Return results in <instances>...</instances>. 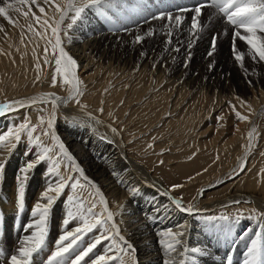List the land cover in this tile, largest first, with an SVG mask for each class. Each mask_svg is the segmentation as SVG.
Returning a JSON list of instances; mask_svg holds the SVG:
<instances>
[{
    "label": "rangeland",
    "instance_id": "374dc122",
    "mask_svg": "<svg viewBox=\"0 0 264 264\" xmlns=\"http://www.w3.org/2000/svg\"><path fill=\"white\" fill-rule=\"evenodd\" d=\"M37 2L42 4L43 0H37ZM33 11H35L37 15H40L39 10L37 8L33 7ZM46 11H48L47 8ZM11 15L13 16L14 19H18L19 25H22L23 29L19 26L13 27L12 25H9L7 21H5L2 17H0V28L3 29V31H0V53H7V54H0V91L4 92L2 93V95L5 94V91L7 89L9 93L22 91L23 90L22 88H24L23 85L25 83L27 85V83H29L30 81H31L30 83L33 82L38 83L41 81L44 82L45 80L47 81L46 78L47 77L52 78V76L50 75L54 73L53 70L55 69L54 66L55 57L52 56L51 45L48 46L49 48L48 57L52 61V63L46 65L44 63L45 41L41 40L39 37H34L31 33L27 31V24L30 21L25 20L22 16H18L15 12H12ZM48 15H52V13L48 11ZM70 15H72V13H70ZM89 19L88 21H86V23L89 22ZM185 21L182 22V24L179 26L178 29L173 30V34L170 38L171 40L170 43H166V41L169 40V37L167 36L163 39L162 38L160 39L161 31H157L158 27H156V25H153L154 26L153 29L156 30V33L154 34L153 37L145 39V41L141 44L140 53L138 54L137 64H139L138 66L141 68V70H143L142 72L141 70L138 71L132 70L127 72L125 70L123 71L121 68H118L117 70L116 67L112 68V66L111 69L109 68V70L106 69L108 67L100 66V68L96 67V69L95 67L88 70L85 69L86 70L85 72V70L82 69L81 65L77 63L78 67L75 69V73L78 78L84 77L86 76V74L87 76H93L94 81H92L93 83L91 82L90 87L91 86L94 87L96 84H99L100 82L101 85L99 86V88L93 89L96 91L94 92L95 96L98 97V101L96 103L98 107L97 110L98 115H100L101 117H105L104 119L107 122H112V123L114 122L117 128L121 129L122 131L126 132L127 135H129L127 138V142L128 145H130L133 151L136 153V158L138 162L148 172H150L151 173L150 175L154 176L155 179L162 180L165 183V185L168 187V190L171 191L172 195L180 199L183 205L189 207V206H195L198 203V201L202 200L201 198L205 199L204 198L205 194H208L209 196L208 199L209 198L214 199L215 196L218 195L215 192L222 190V188L225 186L234 184L238 179L243 177L246 173L255 175L256 177H258L257 179L259 180V182L263 183V180H261L260 177L261 175H264V69L260 68V65L261 63L264 62H258V63L254 62L252 58L247 55L248 51L247 52L241 51V49L236 48L238 51L245 53L243 66H241V64L233 58V48H231V50L229 49L226 50L224 47L228 32L225 33L224 36L222 35L223 38L219 39L217 43L216 51L213 53V55L211 57L209 56L205 57V55L203 54L206 53L205 52L203 53V50H205L206 47L205 45H201L202 41L204 40L203 36L205 35V30L207 29V27L204 25L203 30L200 33L201 35L199 39H195V46L191 48L189 55L190 58L188 57V60L183 62L182 64L183 69L181 71H179L178 73L177 72L174 73V64L177 61V58L181 54L184 55H182L180 59H182V57L187 55V53H185L186 51L184 50L187 46L185 45V40H187V37H181L180 34L182 29L185 27ZM31 22L33 23V26L36 28L37 31L42 30L40 26L36 24L34 21ZM102 22L105 23L104 20H102ZM68 23H70V20H66L64 22V25H62V28L66 29V25ZM130 23L131 22L125 25H128ZM84 26L85 24L81 25L78 22V24L73 26L72 29H66L68 33L67 35L63 34L64 31L60 33V35L63 34L62 36H64L63 47H65L64 50L68 54H69L68 47L71 44L70 41H72L71 38L72 35L76 33L77 30L78 32L81 31V28H83ZM10 28H14V31L16 33L14 34V36L12 35ZM22 31H24L25 33V39L23 43L21 42ZM47 35L51 36L50 30L48 31ZM177 41H178L177 48L179 49V51L173 52L174 53L173 54L174 56L172 58L173 61L172 60L169 62L162 61L161 56L156 55L153 57V61H151L149 65L148 62L143 59L145 58L144 55L143 56L141 55V53H147V51L150 48V45H153V43L154 44L157 43L158 45L163 46L164 49L168 51L170 49V45L172 43L176 44ZM53 43H54V39H53ZM123 44L118 45V52H122V47L126 46L125 44L124 45ZM33 49H35V57L33 55ZM21 57H23V59H21ZM37 61L40 64V70L41 71L44 70L42 71V73L40 70L39 73L37 72V68H36ZM185 62L187 63L186 65ZM154 64L156 65L155 67H153ZM210 64L212 65L211 69L209 67ZM157 65H160L162 67V73H160L159 75L156 73ZM44 67H46L47 70ZM46 71L49 73H47ZM95 71L97 72L95 73ZM8 72L9 74H7ZM36 74L39 75L38 82H37ZM168 74H170L169 77ZM241 80L243 81V83H240ZM249 81H251V84L249 83ZM80 82H82L80 83V85L83 87L81 88V90L84 94L86 92L87 87L86 85L85 86L82 85L83 80H81ZM244 82H246L247 84ZM21 83H23V85ZM135 92L138 95H136ZM113 94H117L119 95V97L113 96ZM135 95L138 96L139 98L136 97ZM81 96L79 98H81ZM120 96L122 97L123 100L121 99ZM115 97L116 100H114ZM127 98L130 99L133 98L132 99L133 101ZM110 100L116 101L117 104L114 101L111 103ZM155 100H157V102L160 101L157 103L158 105L155 104L156 103ZM241 100L244 101L245 103L241 104ZM71 103L76 107L79 106V104L76 103L75 100L72 101ZM123 103L126 108L122 106ZM163 103L165 104V106ZM107 104L108 105L111 104V105L108 106ZM132 104H136V105H132ZM230 104L235 105L236 112H239L242 116L246 117V119L243 121L239 120L236 116V113L230 107ZM151 105L153 106L151 107ZM142 106L146 108H143ZM101 108H103V112L100 111ZM160 108L163 109L161 110ZM105 109L108 111L107 113ZM144 109L145 111L148 110L146 111L147 114L145 113V111H142ZM141 111L144 113H142ZM27 112L31 113L32 115L33 112L35 113L33 109H28ZM37 112L38 114H35L37 116L34 115V117L31 116V114L29 115V113H25V114L20 113L15 115V117L18 118V122H15V124L14 122L12 123L10 122V120L13 119L12 117L14 116L8 115L6 117L7 122L9 121L8 122L9 124H7V129L9 130L13 125H19L20 121L22 120L21 121L22 123L25 120V117L28 116L32 125H38L37 133H34V135L38 134L40 131L38 120H40L41 116H43L44 119L47 121L49 115L52 112L51 109H49V112L48 110L37 111ZM39 112H41L42 115L39 116ZM119 112H121L122 114L121 113L119 114ZM140 112L142 113V115ZM139 113L141 116L139 115ZM23 114L24 117H21ZM158 115H160V117ZM71 119L72 118L68 117L65 114L61 113L59 115L60 126L57 127V130L60 129L59 133L61 132L62 134L60 133L56 135V137L57 139L60 137L58 140L59 141L61 140L60 141L61 143L64 142L63 145H65V141L63 139L66 140V137L67 136L69 137L71 132H73L72 129L77 128L76 127L77 125L78 127L81 126V123L78 124L77 122L76 124V122H74ZM43 127L46 128V123ZM7 129L5 132L8 131ZM253 129H255L254 139L252 145L249 146V133L252 132ZM50 131L53 132L52 129ZM92 131L93 132L95 131L97 135L101 136L99 130L96 131V129H93ZM107 133L108 131L105 130L103 134L107 136L108 135ZM230 138L232 139L236 138V140H238L234 144L235 147L233 145L231 148L230 142L232 139ZM42 139L44 141V145L50 148H54V155L60 157V163H61L60 174L66 177L67 176L75 177L77 171L76 168L77 163L75 161L74 155L71 156L73 157L72 159L73 161L68 160L60 153L59 148L56 145H54L51 136H45L42 137ZM222 139L225 141H222ZM206 141L210 143L209 146L211 149L204 147L202 152L196 151L198 147L196 146L197 142L206 143ZM215 142H217L216 143L217 145L215 144ZM220 142L229 144L230 147L225 148L224 146H222V144L219 145ZM149 145H153V146L150 148ZM194 145L196 149L194 148ZM28 147L29 146L27 144V136L26 134H24L22 135L21 143L13 150L14 152L11 151L12 155H16V156L21 155L20 157L22 159L21 158L20 159L22 160L23 165L20 164L22 165L20 169L25 167L28 162L35 160L36 157L34 153L36 151H39V149L33 148L31 153H27L26 150L28 149ZM218 148L220 151L218 150ZM21 152H25V155H22ZM204 155H209L208 156L209 158L202 160L206 158L203 157ZM161 161H163V163H161ZM202 161L204 163H207L208 166L206 165V168L202 169L198 173L194 172V170L190 172L187 171L189 168L192 167V164L194 163L198 164L200 162L199 163L200 165L203 164ZM235 162L236 163L240 162V164H244L245 165L244 171L242 172L240 171L241 166L239 167V169L237 168L238 170L235 167V169L231 171V168L236 164ZM73 164L75 165V167ZM14 168H17L16 164L14 165ZM44 168L46 169L49 168L48 162L39 163L34 169H32L27 174L28 179L25 182L26 191L31 187L35 190V188L33 187V181L36 176H39V174L42 172ZM237 173H239V175H237ZM49 175H50V179L51 178L52 180L54 179L51 183L54 186V182L58 181V177L54 173L52 174L49 173ZM5 176L6 174L4 172V177ZM222 176H224L226 179L224 180L222 186L220 185L211 190L205 189V187L208 186V184L213 183L218 177H222ZM138 177H142V176H138ZM3 180L2 181L0 180V189H1L0 191H2L4 187ZM146 181L150 182V178L142 177L141 179L139 178L137 179L136 184L138 185V188H141V193L139 200L136 199L134 201V203L138 201V207L140 206L139 207L141 209L140 211L143 214L146 213L143 210L150 211L152 209L151 207L155 206L158 201L163 199L160 193H158L160 195L159 196L157 195V192L156 193L153 191L151 192V190H148L146 188L147 186ZM82 185L84 187L83 186L78 187L75 193L72 192L71 187H66L63 193H61V195L56 199L55 203L52 206L54 208L58 206L59 208H62V210L64 209L65 211V215L61 217L62 221L58 220V222L61 223L56 224L58 226L61 225L60 229L56 230L57 237L62 235L66 230H70L78 226L79 224V221L73 220L69 223L67 229H65L63 225V220L67 217V212L69 211V204L67 201L69 195H73L76 198L84 199L86 201L85 206H87L88 201H91L94 198L95 203L97 205L95 211L97 213L104 212V207L100 205L98 196H96L95 193H93V191H91L87 185L83 183ZM173 185H182V187L173 190L172 189ZM145 188L147 189V191L146 190L142 191V189ZM49 195H55V194L49 193ZM14 199L16 200L15 202L17 203V199L16 198ZM129 199H132L131 195H129L128 200ZM1 200H2V204L5 203L7 204L8 202L7 199H2L0 195V201ZM24 203L26 204L29 203V200H24ZM125 205L126 204H124L123 207ZM123 207L121 210H123ZM72 210L74 211L75 209L73 208ZM198 216H200L197 218L198 221H200V223H204L203 220L204 217L228 216L230 219L234 220L235 222H233L231 225V234L227 237H225V234L220 230L219 233H214V234L210 233L203 235V236L207 235L208 237L213 236L212 237L213 239L218 240L220 238L222 239V241H228V242L229 240L231 241V237L233 238L237 235L241 236L240 235L241 233L239 234L237 230H241L243 235V232L246 229L244 227L245 224L255 223V224L264 225V212L258 211L255 208L254 209L220 208V209H216L215 211L208 212V214L207 213L200 214ZM10 217L11 216H5L2 208L0 207V230L2 229L6 231V227L4 225L6 221L10 220ZM236 217H239L238 220L235 219ZM11 222L12 221L8 223ZM218 223L224 224L223 221H218ZM10 226H8L7 228H11ZM241 226H243L242 229ZM99 232L100 230L97 229L94 230L93 233H89L88 236L84 238V242L85 243L89 242L92 238H94L95 235L99 234ZM4 234L2 233V231L0 232V243L7 245V240ZM108 235L111 236L112 232L109 231ZM112 243L113 242L109 240L102 241V243L98 245L97 248L94 250V253L105 254V250H104L105 247H108V245L109 246L112 245ZM47 252L48 250H45L41 254V257L39 259L40 261L44 260L42 259L44 258V256L47 257L50 255V253ZM107 254L112 255L113 252H108ZM123 254L124 253H118L117 255L119 257V260L112 261V264L113 263L119 264V261L122 260L123 258H125L124 259L125 262L128 259L126 263L124 262V260H122L123 264H128L130 259V254L128 252L125 253L124 256ZM46 261L47 260L45 259L44 263Z\"/></svg>",
    "mask_w": 264,
    "mask_h": 264
},
{
    "label": "bare ground",
    "instance_id": "6f19581e",
    "mask_svg": "<svg viewBox=\"0 0 264 264\" xmlns=\"http://www.w3.org/2000/svg\"><path fill=\"white\" fill-rule=\"evenodd\" d=\"M149 3L154 6L152 8L153 11H157L158 9L165 10V11H172L174 15L180 14L185 17L184 19V21L186 20L185 27L182 29L180 34H181V37H187V40H185V45L187 46L184 49L187 55H185L184 57H182V59H180V57L184 55V54H181L177 58V61L175 62L174 73L176 72L178 73L179 71L183 69L182 68L183 62L188 60L191 48L195 46V39L191 37L188 31V29L191 26V18L194 15V12L188 11L184 13H177L175 9L177 5H187L189 7H192L196 5L197 3H199V0H149ZM215 13H216V10L214 8L210 6H205L204 8H202V15L199 17L200 22L203 23V25L207 27V29L205 30V35L203 36L204 40L202 41V44H201V45H205L206 47L205 50H203V53L205 52L206 54H203V55H205V57H208V52L210 51V48H211V41H212L213 36L217 37V40H216V44H217L219 39L223 38L224 34L227 32H228V35L226 37L225 45L223 44L225 49L231 50V48H233V44L235 43L236 48L241 49V51L247 52L248 47L245 44V42L239 40L238 38H236L234 41L233 40V29L230 26L226 25L223 19L219 17L218 14H215ZM89 18H90L89 22L84 23L85 26L81 28V31L78 32L77 30V32L72 35L71 37L72 41H70L71 44L68 47L69 54L78 64L81 65L83 70L85 69L88 70L93 67H95L96 69V67L100 68V66L108 67L106 68L107 70H109V68L111 69V66H112V68L116 67L117 70L118 68H121L123 71L125 70L127 72L132 71V70H137V71L141 70V68L138 66L139 64H137L138 63L137 59H138V54L140 53L141 44L134 43V37L137 34H142L146 32L149 28H153L154 27L153 25H156V27H158L157 31H160L159 29L161 28V25L165 23V21L156 20V21H151L150 23H142L139 26H137L136 22H131L128 25H124V27H127L129 31L116 32V31L110 30L112 26L106 22L105 23L102 22L103 19L101 17H98L90 13ZM139 19H140L139 17H136L137 21ZM10 30L12 32V35L14 36V34H16L14 31V28H10ZM160 34H161V37L159 35L160 39L161 38L163 39L166 37V35L163 32H161ZM62 35H61V40H62V46H63L64 36ZM190 42H191V47H189ZM123 43L126 46L122 47V52H118V45L123 44ZM177 45H178V41L176 44L172 43L170 45V49L167 51L164 49L163 46L158 45L157 43L156 44L153 43V45H150V48L147 51L146 56L144 55L145 58L143 59L146 60L148 64L150 65V62L153 61V57L156 55H159L161 56L162 61L169 62L172 60L174 56L173 52L175 51L174 49L177 48ZM186 64L187 63L185 62V65ZM156 68H157L156 73L158 75L162 73V67L160 65H157ZM260 68L264 69V63H261ZM54 71L55 69L53 70V72ZM142 71L143 70H141V72ZM96 72L97 71H95V73ZM93 73H90V74H93ZM7 74H9V72ZM52 74L50 76H52ZM169 75L170 74H168V77ZM46 79L47 81L46 80L44 82L37 81L38 83H34V82L30 83L31 82L30 81L29 83H27V85L25 83L24 84L25 86L23 85V83H21L24 87L22 88L23 89L22 91L9 93L7 89L6 90L7 92L4 90L5 91L4 95H2V93L4 92L0 91V104H4L6 102H11L15 100H26L32 97H41L49 93H54L57 97H60L66 100L69 95L68 90H67L68 86H61L60 77H57L58 79L57 87H51L50 77H47ZM93 79H94L93 76H87V74L84 77H79L80 81L83 80L82 85L83 86L86 85L87 87L86 92L82 94L81 98H79V101H80L78 103L79 106L76 107L72 105L71 102L74 100H68L67 103L60 104L59 107L55 111L56 119H55V123L53 125L52 130L55 133V135H58L61 133V132L59 133L60 129L57 130V127L60 126L59 115L61 113L72 118L71 120L76 122V124L77 122L78 124L81 123L80 127H78L77 125L76 126L77 128L75 129L71 128L73 132H71L69 137L66 135L67 136L66 140L63 139L65 141L64 147L69 156L74 155L75 157V161L77 163L76 168L79 169V171H76L75 178L80 179L81 183L87 185L89 189L93 191V193H95L96 196H98V198L100 195H103L105 197V200L107 202V209L108 211L113 213V222L116 224V227L119 230V236L116 237V241H115L116 244L117 245L120 244V237L122 236L124 240H126L129 244L132 245V249L127 250V252L130 254V259H129L128 264H163V261L165 259H168V256L165 253V250L161 245V240L162 239L166 240L167 238L162 237L160 233L165 232L168 229H171L173 233L177 231H183L184 236L180 237V239L183 241L184 245L188 246L190 249L191 248L202 249L207 253L206 255H201L199 253L189 252L187 254V257H188L187 264H227V259L229 257H231L232 264H244V261L248 258L247 257L248 248L251 246V243L253 240L259 239L261 246L264 247V225L263 224L262 225L255 224V223L245 224L244 227L246 229L243 232V235H242L241 230H237L239 234L241 233L240 234L241 236L237 235L233 238L231 237V241L229 240L228 242V241H222V239L220 238L218 240L213 239L212 238L213 236L212 237H208L207 235L203 236L204 234L219 233V230L210 229L206 224L200 223V221H198L197 219L198 217H200L198 216L200 214H206V213L208 214V212L215 211L216 209H220V208H225V209L226 208H230V209L232 208L254 209L255 208L258 211L264 212V175H261L260 177V179L263 180V183H262V182H259V180L257 179L258 177H256L255 175L246 173L243 177L238 179L234 184L225 186L222 188V190L215 192L218 195L215 196L214 199L213 198L208 199L209 197L208 194H205L204 196L205 199L201 198L202 200L198 201V203L194 206L195 209L198 210L194 214L189 215L186 212H181L179 209L175 207L174 203L172 202L173 199H178V198L172 195L171 191L168 190V187L165 185V183L162 180L155 179L154 176L150 175L151 173L148 172L138 162L136 158V153L133 151L132 147L128 145L127 138L129 135H127V133L122 131L121 129L117 128L114 122L113 123L107 122L104 119L105 117H101L100 115H98V112H97L98 107L96 105L98 101V97L95 96L94 92L96 91L93 89L99 88L101 84L99 82V84H96L94 87L93 86L90 87L91 82L94 81ZM27 82H28V79H27ZM240 83H243V81L241 80ZM80 88H83V87L80 85ZM113 96L119 97V95L117 94H113ZM116 97L114 100H116ZM171 97H174V96H171ZM127 99H130V98H127ZM157 100H155L156 101L155 104L160 102V101L157 102ZM113 101L110 100L111 103ZM114 102L117 104L116 101ZM93 103H94V106H93ZM130 103H127V104H130ZM132 105H136V104H132ZM147 105H144V106H147ZM153 105H151V107ZM122 106H124V103ZM143 108H146V107H143ZM28 109H33L35 113L33 112V115H32L31 113L27 112ZM49 109H51V112L53 111L52 102L46 99L44 102H38L29 107H21L18 110H13L11 112H8L7 114L0 116V133H5L7 129V124H9L8 123L9 121L7 122L6 117L8 115L14 116L12 117L13 119H11L10 122L11 123L14 122L15 124V122H18V118L15 117V115L17 114L29 113V115L31 114V116L34 117L35 114H38L37 111L48 110L49 112ZM160 109L162 110L163 108H160ZM105 111L106 113L108 112L106 109ZM142 111H145V109ZM120 113L121 112H119V114ZM24 114L21 117H24ZM40 115H42L41 112H39V116ZM158 116L160 117V115ZM92 128L96 129V131L99 130L100 132L99 131L98 132L101 133L100 135L103 137L97 135L95 131L93 132ZM112 129H116V132H113ZM105 130L108 131L107 136H105L106 132L105 134H103ZM222 141H225V140L222 139ZM236 141H238L236 140V138L235 139L233 138L231 140L230 142L231 148L235 144ZM216 143L217 142H215V144ZM221 144L225 148L230 147L229 144L220 142L219 145ZM209 145L210 143H208L207 141L206 143L197 142L196 146L198 147L196 151L202 152L204 147L205 148L207 147L209 149L210 148ZM194 148L196 149L195 145H194ZM21 154L25 155V152H21ZM20 156L21 155H18V156L12 155L7 149L0 148V162L6 161V164H5L6 176L4 177V180H3L4 187H3V190L0 191V195L2 199H7L8 201L7 204L6 203L2 204V200H1L0 207L2 208L5 216H11L10 220L6 221L4 225L6 227V231L2 229L0 230V232L2 231L3 234L5 233L4 236L7 240V245L0 243V250H3L4 252V256L0 257V264H6L7 259L11 255L17 254V249L20 246V242L23 240L25 236L31 235V233L35 230L34 228L27 229V231L25 229L28 224L30 223L34 224L35 221L38 219V216L34 217L32 215L33 209L35 208V205L38 202L40 203L45 202L41 200L42 194L47 190L48 185L51 184L52 181L54 180V179L52 180V178L50 179L48 169L44 168L42 172L40 171L41 173L39 174V176H36L33 181V187L35 188V190L32 187L29 188L27 191L25 190L24 200H29V203L27 204L25 203L23 212H20L17 207L18 203H16L15 202L16 200L14 199V198L17 199V188H18V183H19L18 178L22 179V175H23V173L20 171L21 170L20 168L23 165V162L21 160L22 158ZM208 156L209 155H204L203 157H206V158L202 160L208 159L209 158ZM199 163L192 164V167L189 168L187 171L190 172L194 170V172L198 173L202 169L206 168L207 163L203 162V164H200V165ZM15 164L17 165V168H14ZM240 166H241L240 162H237L231 168V171H233L235 167L236 169L237 168L239 169ZM81 172L83 173V176H81L80 174ZM138 176H142L143 178L144 177L150 178V182L146 181L147 182L146 188L148 190H151V192L152 191L155 193L157 192V195H159L158 193H160L161 197L163 198L160 201H158L155 206L151 207L152 209L151 210L149 209L150 211L143 210L144 212H146L145 214H143L140 211L141 209L139 208L140 206L138 207V201L134 203L136 199L139 200L140 193H141V188H138L136 181L138 178L141 179L142 177H138ZM224 180H226L224 176L218 177L213 183L208 184V186H206L205 189L211 190L220 185L222 186ZM88 181H91L92 183L89 184ZM146 188L142 189V191L143 190L147 191ZM129 195H131L132 199L128 200ZM124 204L126 205L123 207ZM183 206L187 208L186 205H183ZM122 207H123V210H121ZM18 213H19V216H18ZM63 215H65L64 209L62 210V208H59L58 206L56 208L52 207V210L48 217V226H47L48 231H47L46 248H45V250H48L47 253L51 254V252L55 250V245L59 238V236L58 237L56 236V230L60 229V226H61V225L58 226L56 224L59 223L58 220L60 221ZM105 215H107V213H105ZM10 221L12 222L8 223ZM8 226H10L11 228H7ZM242 227L243 226H241V229ZM41 254L38 256H35L34 264H46V262L44 263V261L45 259L47 260L48 256L47 257L44 256V258H42L44 260L41 259L42 261H40L39 259L41 257ZM172 256L177 261V264H179V261L181 259H184L183 257H180L177 253H173ZM124 259L125 258H123L122 260Z\"/></svg>",
    "mask_w": 264,
    "mask_h": 264
},
{
    "label": "snow or ice",
    "instance_id": "6c2138e0",
    "mask_svg": "<svg viewBox=\"0 0 264 264\" xmlns=\"http://www.w3.org/2000/svg\"><path fill=\"white\" fill-rule=\"evenodd\" d=\"M205 6L214 8L216 10L215 14H218L224 23L233 29L234 41L238 38L245 42L248 47L247 55L254 62H264V0H199V3L192 7L177 5L175 9L177 13L194 12L191 18V26L188 29L191 37L194 39H199L200 33L203 30L204 25L200 22L199 17L202 15V8ZM33 7L39 10L40 15H37L33 11ZM153 7L149 3V0H43L42 4L38 3L37 0H0V17L7 21L9 25L13 27L19 26L23 29V26L19 25L18 19H14L11 15L12 12H15L18 16H22L25 20L30 21L27 24V31L29 33L45 41L44 63L46 65L52 63L48 57V46L51 45L52 56L55 57V71L51 78V87H57V77H60L61 86H68L67 90L69 93L66 100L57 97L54 93H49L41 97H32L26 100H15L0 104V116L13 110H18L21 107H29L38 102H44L46 99L50 100L53 106V111L47 121L41 116L38 134L34 135V133H37L38 125H32L27 116L19 125H13L7 132L0 133V148L7 149L10 153L21 143L22 135L24 134L27 136V144L29 146L26 150L27 153H31L33 148L39 149V151L34 153L35 160L28 162L20 170L24 175L22 179L18 178V210L23 212L25 207L24 198L25 182L28 179L27 174L39 163L48 162L49 173H54L58 177V181L54 182V186L53 184H49L47 190L42 194L41 200L46 201V203L38 202L33 209L32 215L34 217L38 216V219L34 224H28L25 230L33 228L35 230L31 235L23 238L17 249V254L11 255L7 259L6 264H34L35 256L45 251L48 217L56 199L63 193L66 187H71L72 192L75 193L78 187L83 186L80 179L60 174V157L55 156L54 148L45 146L42 139V137L51 136L54 145L59 148L60 153L68 160H72V157L65 150L63 143L57 139L54 132L50 131L55 123V111L59 105L67 103L68 100H75L76 103H79V97L83 94L80 88L81 82L75 73V69L78 67L77 62L64 50L60 33L64 31V34L67 35L66 29H72L78 22L81 25L84 24L88 21L89 14L91 13L103 18L106 23L112 26L110 30L116 32L129 31L127 27H124L129 22H136L137 26H139L142 23H150L156 20L165 21L159 30L169 37L166 43H170L173 30L179 28L185 17L180 14L174 15L172 11L159 9L153 11ZM46 8L52 15H48ZM69 13H72V15H69ZM136 17L140 19L137 21ZM65 20H70V23L66 25V29H63L62 25H64ZM31 21L38 24L42 30L37 31ZM49 30L51 31V36L47 35ZM0 31H3V29L0 28ZM155 33V29L149 28L146 32L137 34L134 37V43L142 44L146 38L153 37ZM24 39L25 33L22 31V43ZM216 40L217 37L213 36L211 48L208 52L209 57L216 51ZM189 47H191V42ZM174 50L179 51L178 48ZM33 55L35 57V49H33ZM141 55H146V53H141ZM233 58L243 66L245 53L238 51L235 43L233 44ZM153 67H155V64ZM209 67L211 69L212 65L210 64ZM36 68L39 73L40 64L38 61ZM38 80L39 75H37ZM249 83L251 84V81ZM244 103L241 100V104ZM230 107L236 113L239 120L243 121L246 119L239 112H236L235 105L230 104ZM100 111L103 112V108ZM45 123L46 128L43 127ZM112 131L116 132V129H112ZM254 134L255 129L249 133V146L252 145ZM149 147L151 148L152 145H149ZM5 164L6 161L0 162V180L4 178ZM244 168L245 165L241 164L240 171H244ZM77 171H79L78 168ZM80 174L83 176L82 172ZM88 183L91 184L92 182L88 181ZM179 187H182V185H173L172 189L174 190ZM49 193H54L55 195H49ZM67 201L69 211L67 212V217L63 220L65 229H67V226L73 220L79 221V224L70 230H66L59 236L55 250L47 257L46 264H112V261L119 260L118 253H127L128 249H132V245L124 240L122 236L120 237V244H116L115 241L116 237L119 236V230L113 222V213L107 209V202L103 195L99 196L100 205L104 207V212L101 213L95 211L97 205L94 198L87 202V206H85L86 201L84 199L76 198L73 195H69ZM172 202L177 209L189 215L198 211L194 206L184 207L180 199H173ZM73 208L75 209L74 211L72 210ZM104 213H107L106 217ZM238 218L236 217L235 219L238 220ZM203 220L210 229L222 231L225 237L231 234V225L235 222L228 216L204 217ZM218 221H223L224 224H220ZM97 229L100 230L99 234L85 243L84 238ZM109 231H112L111 236L108 235ZM160 235L167 238L166 240H161V245L168 256V259H165L163 264H177V261L172 256L173 253H177L180 257L184 258L179 261V264H187V254L189 252L201 255L207 254L202 249H190L184 245L180 239V237L184 236L183 231L173 233L171 229H168L160 233ZM104 240H109L113 243L105 248V254L94 253L97 246ZM108 252H113V255H108ZM3 256V250H0V257ZM247 257L244 264H264V247L261 246L259 239L252 241L251 246L248 248ZM119 264H123V261L120 260ZM227 264H232L231 257L227 259Z\"/></svg>",
    "mask_w": 264,
    "mask_h": 264
}]
</instances>
